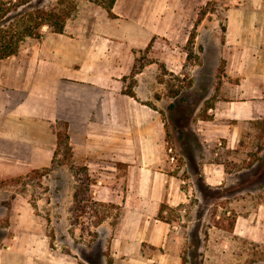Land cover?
<instances>
[{"label":"crops","instance_id":"0c3cea01","mask_svg":"<svg viewBox=\"0 0 264 264\" xmlns=\"http://www.w3.org/2000/svg\"><path fill=\"white\" fill-rule=\"evenodd\" d=\"M112 14L78 0L62 34L44 27L40 40L29 39L17 56L0 60V184L52 168L59 127L66 124L72 159L88 169L94 201L121 207L114 226L106 221L96 227L99 238L107 241L112 264H187L196 248L194 237L202 238V264H264V202L249 207L245 197L264 192V185H243L245 177L239 176L248 169L238 171V187L231 196L221 195L238 197L230 209L219 207L236 215L234 223L190 218L195 210L187 206L191 188L186 182L193 176L187 155L182 167L169 160L164 95L158 97L157 76L166 64L163 48L166 39L178 36L175 25L166 21L165 1L117 0ZM145 51L156 62L133 76L131 97L124 91L138 55ZM232 53L224 57L228 68ZM251 59L240 62V68L246 70L249 63L250 70L259 71L254 78L264 81V59ZM243 87L237 88L248 98L220 100L204 119L195 120L193 114L182 143L178 133V141L191 153L190 135L195 137L202 153L196 160L199 177L214 191L235 186L225 164L214 159L222 150L243 147L242 137L257 132L251 122L264 118V100L252 98L253 91ZM256 144L253 152L260 159L252 169L264 161V149L259 151ZM70 172V167L60 166L48 176L74 180ZM10 197L8 189H0V210L9 220L8 235L0 241V264L84 263L79 255L52 247L43 213H36L27 200L16 196L4 207ZM65 245L69 241H61Z\"/></svg>","mask_w":264,"mask_h":264},{"label":"rangeland","instance_id":"374dc122","mask_svg":"<svg viewBox=\"0 0 264 264\" xmlns=\"http://www.w3.org/2000/svg\"><path fill=\"white\" fill-rule=\"evenodd\" d=\"M164 1L166 21L170 20L178 30L177 37L166 39L168 46L165 44L163 48L166 64H162L157 76L158 97L163 94L165 101L168 148H173L178 159V167L185 165L183 156L187 155L188 171L193 176V180L186 182V187L189 190L191 188V197L187 206L195 210L190 218H194L195 221L199 219L206 224L225 220L231 225L236 220V215H227L225 211H220L219 207L230 209L231 204H234L238 198L221 199V195L231 196L237 189L238 182L235 180L239 176L238 171L243 167L249 170L245 175L241 174L244 176H239L240 179L245 177L243 185L256 189L264 185V161L257 168H251L253 162L260 159L255 157L256 153L254 155L253 145L256 143L252 144V142H257L259 151L264 149V118L251 122L252 127L257 128V134L249 132L248 135H244L243 147L234 152L222 150L219 158L214 159L224 163L228 172L233 175L235 186L227 187L222 192L209 189L199 177L196 160L202 153L195 137L190 135L193 155L185 144L181 143L183 139L187 140L185 134L190 119L194 117L193 114L196 113L195 120L204 119L208 108L213 107L220 100H242L238 98L239 96L248 98L249 94L246 96L244 92L241 94L238 86L244 85L243 88L248 90V93L253 91L256 97L252 98L264 100V81L254 78V73L258 74L259 71L249 69L252 57L264 59V5L260 6L264 0ZM65 2L63 6H59L60 9L73 6L78 0H65ZM44 4L56 5L57 0H45ZM192 33H195V39L189 44ZM188 49H191L190 58H187ZM180 50L185 54L182 55ZM148 51H152V46ZM228 51L233 52L231 68H228V60H224V57H228ZM182 58L185 62H182ZM137 59L135 71L138 73L145 65L156 62L155 55L147 51L139 54ZM240 62H249L246 63V70L240 68ZM260 68L264 72V63ZM133 76H130L127 85V90L130 91L136 84ZM149 92L152 93V90ZM178 133L181 143L178 141ZM253 136L257 137L254 141ZM246 155L252 156L250 162ZM60 166L70 167V173L75 179L62 182L57 176L56 180H51L48 174ZM83 167L77 160L72 159L66 146L63 145L50 171H37L22 179L0 184V189H8L11 196L3 206H10L16 196L27 200L36 213H43L47 236L52 247L63 249L64 252L74 256L79 255L84 260L82 264H108L110 257L107 241L99 238L95 222L103 217L104 222L110 221L114 226L121 214V207L104 203L106 207L92 206L91 200L94 199L90 185L85 179ZM254 192L255 194L245 195L248 206L253 208L264 202V192L260 193L257 190ZM207 211L208 214L205 215ZM218 211L221 213L216 214L215 212ZM3 212L4 209L0 210V241L8 235L6 229L9 220L3 217ZM217 216L220 219H217ZM203 233H207L206 228ZM200 239L194 237L192 242L196 244V248L186 259L187 264H202L203 261L199 257V250L202 248ZM61 241L65 243L69 241V247L67 248L66 245L61 247ZM260 255L264 256V249Z\"/></svg>","mask_w":264,"mask_h":264},{"label":"trees","instance_id":"16d2710c","mask_svg":"<svg viewBox=\"0 0 264 264\" xmlns=\"http://www.w3.org/2000/svg\"><path fill=\"white\" fill-rule=\"evenodd\" d=\"M88 1L104 8L110 16H113L112 9L117 0ZM44 3L45 0H0V60H6L10 57L17 56L29 39L40 40L43 36L44 27H49L53 33L62 34L64 32L66 22L73 15L76 9V4L67 9H60L59 6H63L66 3L65 0H57L56 5H45ZM194 39L195 33H192L189 39V44H192ZM190 57L191 49H188L187 58ZM223 64L225 65V62ZM140 72L141 70L139 73ZM137 73L138 72L135 71L134 67L131 75ZM124 94L134 97V94L130 90H125ZM177 95L178 93L175 94V96ZM59 129L58 149L55 153L53 165L55 164V159L63 145L66 146L68 153L73 157L72 147L69 144L67 135V125L61 124ZM50 170L51 168L45 169L44 172ZM83 172L86 181L90 185L91 180L88 174V169L83 167ZM3 184L5 183H2V185ZM77 200L78 197L76 195V204ZM91 204L92 206L106 207L103 203L94 200H91ZM164 208V206L161 207V212H163ZM161 214L162 213H160L159 217L163 220L164 217ZM104 221L105 218H99L95 222V226L98 227ZM108 264H112V261L109 260Z\"/></svg>","mask_w":264,"mask_h":264},{"label":"built area","instance_id":"2783aa9c","mask_svg":"<svg viewBox=\"0 0 264 264\" xmlns=\"http://www.w3.org/2000/svg\"><path fill=\"white\" fill-rule=\"evenodd\" d=\"M168 155H169V160H170V162L172 163V164H178V159H177V157L175 156V154H174V150H173V148H169L168 149ZM185 184V183H184Z\"/></svg>","mask_w":264,"mask_h":264}]
</instances>
